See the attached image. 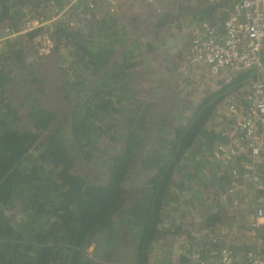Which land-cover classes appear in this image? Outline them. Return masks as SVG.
Here are the masks:
<instances>
[{
    "label": "rangeland",
    "instance_id": "rangeland-1",
    "mask_svg": "<svg viewBox=\"0 0 264 264\" xmlns=\"http://www.w3.org/2000/svg\"><path fill=\"white\" fill-rule=\"evenodd\" d=\"M235 1L156 0L153 4H145L139 0H83L73 8L70 18H66L74 23L72 29L60 22L62 26L57 24L51 30H35V34L29 35L23 25L22 8L29 5L34 8L42 2L40 14L45 17V12L47 15L49 12L44 0H0V29L8 25L15 34L0 52V79L6 78L0 85V109L6 105L16 108L21 115L19 126L33 131L26 114L29 103L38 101L52 114L54 122L39 135L31 154L35 157L40 154L41 141L56 131L67 148L73 147L70 153L80 156V175L94 180L107 178L109 164L135 126L139 150L124 183L129 191L128 198L134 200L140 196L146 179L154 173L147 164L149 158L160 151L167 154L170 142L188 125L201 101L230 85L238 76L209 77L203 70L182 71V52L188 43L179 29L186 30L199 19L221 26L220 18H225ZM55 3L61 6L60 2ZM91 3L94 6L89 13L85 7ZM102 20L105 25L111 21L110 31L99 38L97 21ZM79 42L87 50L84 64L92 58L90 56L95 57L97 48H102L108 64L99 70L95 68V73L74 69L69 74L70 63L77 60L75 47ZM104 75H107L106 80H103ZM254 75L252 71L249 77L233 85L226 97L215 105L205 126L206 131H214L211 135L214 145L209 148L205 141L198 139L194 150L184 155L183 161L187 164L180 163L179 173L163 204L159 233L147 264H190L184 254L202 248L198 229L206 219L216 224H231L228 219L237 214L241 219L238 225L242 237L256 238L250 233L248 220L257 205L264 208V192L244 187L233 196L223 198L228 188L229 169L209 156L222 141L221 130L233 124L232 118L225 113L226 100L243 103ZM97 100L105 101L108 111L99 117L98 152L90 155L88 161L85 153L91 142L88 139L84 147L78 145L71 135L69 122L79 108V101L95 106L93 102ZM182 176L190 178L189 181L185 179L180 183ZM235 198H239L240 203L231 207L229 203ZM6 215L14 218L13 225L21 220L17 212ZM183 216L189 219L185 225L177 220ZM220 227L215 228L221 230ZM129 234L126 230L115 232L112 242L104 235L94 238L95 245L88 247L85 254L99 264H134ZM233 248L241 251L235 250L238 254L247 250Z\"/></svg>",
    "mask_w": 264,
    "mask_h": 264
},
{
    "label": "trees",
    "instance_id": "trees-1",
    "mask_svg": "<svg viewBox=\"0 0 264 264\" xmlns=\"http://www.w3.org/2000/svg\"><path fill=\"white\" fill-rule=\"evenodd\" d=\"M104 20L97 21L99 38H104V32L110 31L111 21L105 25ZM56 32L61 33L60 30ZM32 34L35 32L29 33ZM75 49L78 56L70 63L69 74L74 69L95 73V68L99 70L109 62L102 48H97L95 57L90 56L92 58L84 64L86 48L79 42ZM250 74L252 71L238 75L230 85L201 101L188 125L170 142L167 154L160 151L149 158L147 164L154 173L146 179L140 196L134 200L128 198L124 183L139 150L135 126L127 133L117 156L109 164L107 178L94 180L80 175V156L70 153L74 151L73 147L67 148L56 131L41 141L40 154L36 157L31 154L39 135L54 122L52 114L38 101H27L26 116L33 131L19 126L21 115L16 108L8 105L1 108L0 264H99L86 256L87 248L95 245L94 238L103 235L112 242L115 232L122 230L130 232L134 264H147L159 233V221L170 185L179 173L180 163L187 164L183 161L184 155L194 150L198 139L205 141L209 148L214 145L211 140L214 131H206L205 126L215 105L226 97L229 89ZM110 75L109 71L108 77ZM106 79L107 75H104L103 80ZM3 82H6L5 77L0 79V85ZM79 102V108L69 122L70 132L81 147L90 140L89 151L85 153V159L90 161V155L98 152L99 117L108 111V107L105 101H94L95 106ZM227 180L229 187L231 177ZM8 212H17L21 220L13 225L14 218H8ZM105 246L108 248L107 244Z\"/></svg>",
    "mask_w": 264,
    "mask_h": 264
},
{
    "label": "built area",
    "instance_id": "built-area-1",
    "mask_svg": "<svg viewBox=\"0 0 264 264\" xmlns=\"http://www.w3.org/2000/svg\"><path fill=\"white\" fill-rule=\"evenodd\" d=\"M55 1L60 2L61 6H57ZM55 1L44 0L49 12L48 15L46 12V15L44 14L47 18L40 14V4L43 1L34 8L31 5L22 8L25 14L23 25L27 33L35 30L39 32L45 29L51 30L57 24L60 26L63 24L68 29L74 27V23L66 18H70L73 8L83 0ZM84 1L88 2V0ZM139 1L153 4L156 0ZM208 1L217 2V0ZM93 6L92 3L88 4L85 10L91 13ZM78 9L82 11L83 8ZM220 19L221 26L199 19L186 30L179 29L188 43L182 52V71L187 73L203 70L209 77L255 72L243 103L236 104L226 100L225 113L230 119L232 118L233 124L230 128L221 130L219 137L222 141L214 147L209 156L213 161L229 169L232 182L223 198L233 196L244 187L263 193L264 0H236L225 18ZM14 36V30L8 25L0 29V52ZM239 203L240 199L235 198L229 204L235 207ZM248 223L250 232L257 239L254 246L243 254H238L229 246H211L193 249L184 256L189 259L190 264H264V239L259 235V231L264 228L262 206L255 207ZM190 236L193 237L192 234Z\"/></svg>",
    "mask_w": 264,
    "mask_h": 264
},
{
    "label": "crops",
    "instance_id": "crops-1",
    "mask_svg": "<svg viewBox=\"0 0 264 264\" xmlns=\"http://www.w3.org/2000/svg\"><path fill=\"white\" fill-rule=\"evenodd\" d=\"M180 35H181V33H180ZM183 41H184V39H183ZM186 41H187V39H186ZM182 177H181V179H182ZM185 179H187V181H189L188 179H190V178H184L183 177V181H180V183L185 182ZM233 216L234 217L229 218L227 221V222H231V224H229V223L220 224V222H218V224H216L217 222H215V221L209 222V219L208 220L206 219L205 221H203V224H201L199 226V229H198L199 233H200V238H198V240L201 244V247L206 248V247H211V245H213L215 247L216 246H229L231 248H233V246H236L240 250L252 248L254 246V244L256 243L257 238H254L253 236H252L253 238H243L242 232H241V226L238 225V223L241 221V219H240L239 215H237V214L233 215ZM177 220L185 225V223L189 219H187L185 216H183V218H177ZM216 225H220L222 227L216 226ZM215 227H220L221 230L216 229ZM226 228H228V230H226ZM260 237L264 238V228L260 230ZM183 247H185V246H183ZM183 249L184 248L181 249L182 252H183ZM233 249L238 251V252H241L236 248H233Z\"/></svg>",
    "mask_w": 264,
    "mask_h": 264
},
{
    "label": "flooded vegetation",
    "instance_id": "flooded-vegetation-1",
    "mask_svg": "<svg viewBox=\"0 0 264 264\" xmlns=\"http://www.w3.org/2000/svg\"><path fill=\"white\" fill-rule=\"evenodd\" d=\"M224 87H226V86H224ZM218 92V91H217ZM173 180H174V178H173ZM174 184L172 183L171 185H170V188H169V190L172 188L171 186H173ZM126 189V188H125ZM129 192V191H128Z\"/></svg>",
    "mask_w": 264,
    "mask_h": 264
},
{
    "label": "water",
    "instance_id": "water-1",
    "mask_svg": "<svg viewBox=\"0 0 264 264\" xmlns=\"http://www.w3.org/2000/svg\"><path fill=\"white\" fill-rule=\"evenodd\" d=\"M263 67H264V65H263Z\"/></svg>",
    "mask_w": 264,
    "mask_h": 264
}]
</instances>
